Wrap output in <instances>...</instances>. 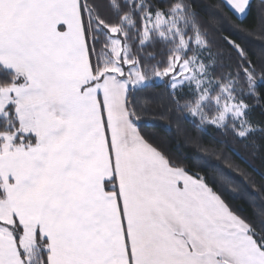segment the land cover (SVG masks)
Instances as JSON below:
<instances>
[{"label":"snow or ice","instance_id":"obj_1","mask_svg":"<svg viewBox=\"0 0 264 264\" xmlns=\"http://www.w3.org/2000/svg\"><path fill=\"white\" fill-rule=\"evenodd\" d=\"M0 264H264V0H0Z\"/></svg>","mask_w":264,"mask_h":264},{"label":"trees","instance_id":"obj_2","mask_svg":"<svg viewBox=\"0 0 264 264\" xmlns=\"http://www.w3.org/2000/svg\"><path fill=\"white\" fill-rule=\"evenodd\" d=\"M207 2L209 3H215L216 0H207ZM255 2V0H254ZM257 118H259V113L257 111ZM163 121L160 118H155V119H150L148 121H146V126L150 129V130H156L158 131L161 136L164 135V129H163ZM205 144H207L209 142V138H204L203 141ZM173 147H175V143L173 142ZM209 159H214V157H210ZM237 206L242 209L245 214H251L252 210H253V206L247 201V200H237L235 201Z\"/></svg>","mask_w":264,"mask_h":264}]
</instances>
